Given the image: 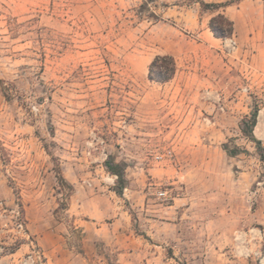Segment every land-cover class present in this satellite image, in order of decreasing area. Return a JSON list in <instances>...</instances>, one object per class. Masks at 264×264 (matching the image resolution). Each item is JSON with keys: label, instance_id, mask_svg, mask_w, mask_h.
Listing matches in <instances>:
<instances>
[{"label": "rangeland", "instance_id": "374dc122", "mask_svg": "<svg viewBox=\"0 0 264 264\" xmlns=\"http://www.w3.org/2000/svg\"><path fill=\"white\" fill-rule=\"evenodd\" d=\"M218 12L229 37L209 29ZM157 55L176 62L168 82L148 77ZM254 110L264 145V0H0L3 256L29 239L79 249L78 205L113 199L124 231L97 246L111 264L127 235L172 264H264V162L241 130Z\"/></svg>", "mask_w": 264, "mask_h": 264}, {"label": "crops", "instance_id": "0c3cea01", "mask_svg": "<svg viewBox=\"0 0 264 264\" xmlns=\"http://www.w3.org/2000/svg\"><path fill=\"white\" fill-rule=\"evenodd\" d=\"M110 193L114 191L109 190ZM98 197H92L90 200H96ZM115 204L113 199L107 201V208L104 209L94 207L93 209L83 210L82 203L76 208V212L83 215L84 218L79 220V226L84 234L81 246L79 249L64 248L61 244L53 245V247L42 250L46 256L47 264H111L107 258L100 255L98 245L111 248L116 244L114 238L116 235H122L123 231L119 228L120 212H115ZM113 218V219H111ZM126 238L130 243L121 244L117 249V255L120 256V261L123 264H139L137 260L142 258L144 264H172L168 260L159 259V256L154 254L150 258H146L145 246L139 243L138 238L127 235ZM26 246L25 252H28L34 245L40 250V245L34 243L32 239L23 244ZM24 252L22 248L11 252L9 255L1 257L2 264H16V258L22 256ZM178 264V263H176Z\"/></svg>", "mask_w": 264, "mask_h": 264}, {"label": "trees", "instance_id": "16d2710c", "mask_svg": "<svg viewBox=\"0 0 264 264\" xmlns=\"http://www.w3.org/2000/svg\"><path fill=\"white\" fill-rule=\"evenodd\" d=\"M201 5L206 9H218L229 5V3H205L201 1ZM209 29L216 38L229 37L232 35L234 30L233 22L222 12H218L217 15L210 19ZM175 72L176 62L170 55H157L148 66L149 79L159 83H165L171 80ZM256 114L257 111L254 110L248 119H244L242 121L241 130L246 134L247 138L255 143L259 158L262 162H264V145L262 144L261 140L257 139L253 135V128L256 124ZM222 147L229 156H235L240 153V149L238 147H234L231 150L228 149L226 144H224ZM105 167L110 174L116 176V185L113 190L120 196L127 184L124 173V165L122 163H115L111 159H108L105 162ZM57 178L60 183L64 182V179L60 174Z\"/></svg>", "mask_w": 264, "mask_h": 264}, {"label": "built area", "instance_id": "2783aa9c", "mask_svg": "<svg viewBox=\"0 0 264 264\" xmlns=\"http://www.w3.org/2000/svg\"><path fill=\"white\" fill-rule=\"evenodd\" d=\"M160 157L161 156H159V158ZM157 197L158 199L162 201H169L171 199V197L168 195L167 190L158 191ZM1 205H2V202L0 200V208H1ZM15 231L18 234H20L22 238H25V240L29 239V235L23 229V223L19 219L16 220L15 222ZM3 250L4 248L0 246V260H1V257H3ZM6 254L9 255L10 253H6ZM16 264H47V260H46V256L44 255L43 251L33 245L28 252L16 258Z\"/></svg>", "mask_w": 264, "mask_h": 264}, {"label": "bare ground", "instance_id": "6f19581e", "mask_svg": "<svg viewBox=\"0 0 264 264\" xmlns=\"http://www.w3.org/2000/svg\"><path fill=\"white\" fill-rule=\"evenodd\" d=\"M262 116H263V111L260 112V119H259L257 125L255 126V131L260 130V127H261V118H262Z\"/></svg>", "mask_w": 264, "mask_h": 264}]
</instances>
